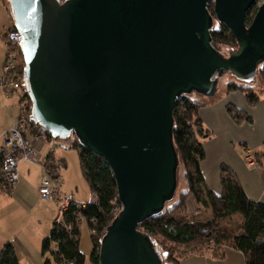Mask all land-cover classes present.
I'll return each instance as SVG.
<instances>
[{
	"label": "water",
	"instance_id": "obj_1",
	"mask_svg": "<svg viewBox=\"0 0 264 264\" xmlns=\"http://www.w3.org/2000/svg\"><path fill=\"white\" fill-rule=\"evenodd\" d=\"M7 1L32 117L65 143L73 134L115 178L121 209L105 228L99 264H162L138 225L174 195V101L192 90L213 96L224 73L254 80L264 63V0ZM210 4L236 39L230 54L211 45Z\"/></svg>",
	"mask_w": 264,
	"mask_h": 264
},
{
	"label": "trees",
	"instance_id": "obj_2",
	"mask_svg": "<svg viewBox=\"0 0 264 264\" xmlns=\"http://www.w3.org/2000/svg\"><path fill=\"white\" fill-rule=\"evenodd\" d=\"M256 8L255 3L248 10L246 14L248 24L257 11ZM9 30L16 29L11 27ZM210 35L211 45L217 52L221 53L220 47L223 45L238 47L234 35L222 23L216 27L213 25ZM17 65V71L23 74L25 62L21 49ZM256 72L264 85V63L259 65ZM225 90L228 93L232 90H244L246 99L251 106L259 100V89L254 90L250 84L242 83L236 79L228 82ZM24 92L20 98V104L26 99V114L31 123L37 122L38 127L33 129V132L45 133L48 142H51L52 149L56 146H67L61 139L54 137L50 131L43 129L40 123L32 117V100L26 87ZM203 106H205L203 100L197 101L184 94L176 97L172 110L174 125L172 137L178 159L183 165L188 187L187 190L181 191V199L175 201L169 208H165L164 205L159 213L148 217L138 227L152 240L154 246V239L161 240L166 259L172 264H180L183 257L199 252L200 247L209 241L220 246V251L213 252L215 256L223 252V245H231L242 252L244 264H264V202L251 200L246 195L236 173L227 164H221L219 167L221 190L219 193L212 190L203 178L200 169V163L205 158L202 138L208 136V131L204 128L198 113ZM227 112L235 123H242L244 120L251 121L250 115L235 105L227 106ZM69 145L79 152L82 174L89 185L91 195L95 196L96 200L92 203L86 202L81 208L70 204L62 216V223L58 224L54 221L50 232L41 241V252L46 255L43 264H85V255L80 250L79 241V227L82 221L86 222L87 228L91 232L90 263L99 264V248L106 231L105 228L113 222L115 215L121 209L117 184H115V178L107 162L102 157L81 146L76 138ZM60 162H56L52 153H49L45 161V170L53 177H60L59 169L61 166H65ZM187 195L193 196L199 208L209 209L211 215L207 220L190 222L186 214H183ZM234 215L241 218L236 233L229 234L217 229L216 225L219 220ZM70 225L71 229L68 231L66 226ZM172 244L184 247L183 252L175 256L172 247H170ZM160 258L162 260L161 255ZM0 264H18L12 244L5 243L0 248Z\"/></svg>",
	"mask_w": 264,
	"mask_h": 264
},
{
	"label": "crops",
	"instance_id": "obj_3",
	"mask_svg": "<svg viewBox=\"0 0 264 264\" xmlns=\"http://www.w3.org/2000/svg\"><path fill=\"white\" fill-rule=\"evenodd\" d=\"M11 27H14V21L8 1L0 0V76L5 52L2 34ZM201 100L205 106L198 113L208 136L202 138L205 158L200 163V169L207 185L217 193L221 191L219 167L227 164L236 173L246 195L251 200L264 202V92L252 106L244 94L237 91L228 93L225 90L220 96ZM228 103L246 111L251 121L244 120L239 124L232 121L225 110ZM19 109L18 96L15 93L6 96L0 87V150L2 136L14 123ZM34 143L38 149L37 159L18 164L19 180L13 189L4 188L0 181V248L5 243L12 244L18 264H43L46 258L41 252V241L53 226L58 203L40 196V180L49 153L56 162L65 163L60 147L52 149L51 142L39 138ZM245 146L258 156L259 167L252 168L245 164ZM65 180L63 178V190L73 195V191L67 189ZM180 264H244V256L240 250L226 245L217 256L206 251L194 252L183 257Z\"/></svg>",
	"mask_w": 264,
	"mask_h": 264
},
{
	"label": "built area",
	"instance_id": "obj_4",
	"mask_svg": "<svg viewBox=\"0 0 264 264\" xmlns=\"http://www.w3.org/2000/svg\"><path fill=\"white\" fill-rule=\"evenodd\" d=\"M22 39L18 30L7 29L2 34V41L5 52L2 60V72L0 78V87L6 96L12 91L25 93L24 76L17 71V58L20 51L19 41ZM37 126V122L31 123L29 116L23 110L15 119L14 123L6 130L2 136V146L0 150V181L1 185L7 189H13L19 180V163L23 161L34 162L37 159L38 149L34 143L35 139L47 141L45 133H34L33 129ZM37 129V128H36ZM42 138V139H41ZM245 154V153H244ZM250 159L249 164L253 165V157L249 151L244 155ZM39 194L42 198H51L58 203V212L54 220L59 224L62 223V216L68 210L70 204L77 208L83 207L86 202L78 201L71 193L63 190L60 177H53L44 171L40 180ZM91 200L95 201V196L91 195ZM70 231L71 225L66 226Z\"/></svg>",
	"mask_w": 264,
	"mask_h": 264
},
{
	"label": "rangeland",
	"instance_id": "obj_5",
	"mask_svg": "<svg viewBox=\"0 0 264 264\" xmlns=\"http://www.w3.org/2000/svg\"><path fill=\"white\" fill-rule=\"evenodd\" d=\"M259 4H261V1L256 3V6L258 7ZM212 8H213V5L210 4L208 6V9H209V12H211V15L213 17V24L216 27V26H218L219 23L216 20L215 15L212 12ZM237 48L236 47L233 48L231 46L229 47V46L223 45L220 47V51L224 54H230L231 51L236 50ZM254 77H255L254 80L252 82H249L248 84H250L252 86V88H254V90L259 89L258 93L260 96L264 92V90H263L264 85L262 84L261 77H259V74L257 72H256ZM234 79L235 78L230 73H224V74L220 75V77H218V81L216 84V92L213 96H210V97L207 95H204L200 92L193 91V90L190 92H187V94H185V95H188L197 101H199L201 99H207L208 100L210 98H213L214 96H220L221 93L223 91H225L226 84L228 82H230L231 80H234ZM234 91L240 92V93L244 94V96H245L244 90L243 91L242 90H234ZM11 93L12 94L15 93L18 96L19 107H20V109H19L20 113L19 114H21L22 110H23V114L26 113V109H25L26 99L23 100L20 104V100H21L20 98H22L23 93L17 92V91L16 92L12 91ZM229 93H232V92H229ZM245 98H246V96H245ZM232 105H234V104H231V103L226 104V106H225L226 112H227V106H232ZM22 106H24V109H22ZM228 115L231 118L229 113H228ZM232 121H234V120L232 119ZM69 136L72 138V142H73V140L75 139L74 135L70 134ZM63 143L66 144L67 146H65V147L64 146H58V147H60L61 151L63 152V156L65 159V163H64L65 166H61V168L59 169L60 179H61V181H63V178L66 179L65 184L67 186V189L73 191V195L75 196V198L78 201L89 202L91 200L92 196L90 193L89 185L87 184V182L84 178V175L82 174V171H81V166L79 163V152L75 148H73L69 145L70 142H67V143L63 142ZM247 151H249L250 155L253 157V160H254L253 165L249 164L250 159L248 158V156H247V160L245 159L244 155L246 154ZM243 156H244V162L248 167H252V168L259 167L260 159L258 158L257 155H255L254 152H252L246 146L243 147ZM175 181H176V186L174 189V195L169 200H166L165 208H169L171 205L174 204L175 201H177L178 199H181V196H182L181 191L187 190V187H188L187 181L185 180V176H184L183 165H182V162L180 159H179L178 164L176 166ZM185 203H186V206H185L186 208H185V210L183 209V214H186V216L190 222L204 221L210 217L211 214L209 213V209L199 208V206H198L197 202H195V199L193 198V196L187 195ZM240 222H241V218L238 215L237 216L234 215V216H229V217H226L225 219L219 220L217 222L216 226H217V229L224 231L225 233L233 234V233L237 232L239 225H240ZM79 230H80V240H79L80 241V250L85 255L84 263L85 264H91L90 260H89L90 254H91L90 251L92 249L91 240H90V233L91 232L87 228L85 221L81 222ZM154 242H155L156 248L159 250L160 255L162 257V263L163 264H172L169 260L166 259L164 248H162V246H161V240L154 239ZM224 246H226V245H224ZM170 247H172V250L174 251L175 256L180 255V253H182L184 250L183 249L184 247L183 248L177 247L175 244H172ZM200 248L201 249L199 250V252H202V253L206 251L208 253L213 254V252L216 250L220 251L219 250L220 246H216V244L213 241L205 242V244H203Z\"/></svg>",
	"mask_w": 264,
	"mask_h": 264
}]
</instances>
